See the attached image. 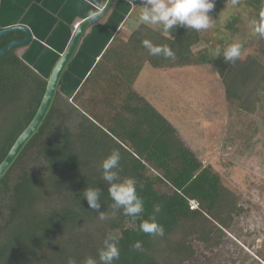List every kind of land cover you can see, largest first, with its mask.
<instances>
[{
    "label": "trees",
    "instance_id": "trees-1",
    "mask_svg": "<svg viewBox=\"0 0 264 264\" xmlns=\"http://www.w3.org/2000/svg\"><path fill=\"white\" fill-rule=\"evenodd\" d=\"M215 0L209 13L214 17ZM259 20L264 0H244ZM237 20V18H234ZM230 30L233 25H226ZM22 32L0 36V48L23 38ZM167 45L175 59L152 56L142 41ZM205 41L202 31L177 25L171 37L140 22L126 38L115 36L86 79L88 90L69 101L57 92L38 132L28 141L0 179V264H84L107 236L116 237L119 259L113 264H185L195 255L194 243L205 251L217 248L236 216L244 212L239 196L222 181L211 164H203L171 122L133 85L144 67L161 74L197 64H210L220 77L224 100L239 111L254 113L264 96V37L253 53L225 63L228 44L211 43L195 55L192 47ZM207 42V43H208ZM221 55H213L215 49ZM17 46L0 56V162L33 117L46 79L17 54ZM88 93V97L83 96ZM75 117V124L68 122ZM113 150L121 154V179L134 178L144 201L139 218L114 210L102 179L101 162ZM42 159L28 171V163ZM118 182V181H114ZM166 188L161 191L160 187ZM101 190L99 212L89 207L83 191ZM195 203V206L191 205ZM161 211L156 221L163 236L141 231L140 224ZM140 241L142 247L133 245Z\"/></svg>",
    "mask_w": 264,
    "mask_h": 264
},
{
    "label": "rangeland",
    "instance_id": "rangeland-1",
    "mask_svg": "<svg viewBox=\"0 0 264 264\" xmlns=\"http://www.w3.org/2000/svg\"><path fill=\"white\" fill-rule=\"evenodd\" d=\"M39 1L0 0V28L6 27L1 22L4 18L3 3L7 4V7H19L22 4L25 8H30ZM41 3H44V0ZM88 4L91 5V2ZM104 5H101L99 10ZM133 6L131 17L126 22V27L129 28L139 23L140 0H136ZM63 14L66 15L64 11ZM58 18L60 17L57 16ZM253 20L258 18L244 0H226L217 5L214 17L210 20L211 27L201 30L202 37L206 40L192 47L194 54L197 56L201 51H210L209 42L213 44L220 40L228 45L240 43V57L253 53L256 38L259 36L253 29ZM61 21L68 27L64 35V43L67 45L79 21L74 23L67 18H61ZM228 22L233 25L234 30L226 26ZM176 26L169 30L170 34ZM129 33L130 30H125L119 35L126 38ZM33 34L31 31L32 39L22 48L20 57L46 79L64 50L47 45L50 54L53 52L57 56L56 60L49 61L47 58L42 62L47 64V67L38 69L33 61L41 63L40 56L45 50V43L43 46ZM71 62L73 63L74 59ZM149 71L151 72H144L143 81L138 80L144 85L138 86V82H134V87L137 85L136 89L140 93L147 94L149 101L171 122L186 143L198 154L203 164L212 165L220 174L223 183L238 194V203L244 208V212L236 216L230 227L225 230L222 242L217 248L205 251L195 242V255L185 264H264V96L258 102L255 112L248 113L239 111L225 102L220 77L210 64L179 68L174 81L164 74H157L155 70L154 73L150 68ZM72 80L68 68L61 79L58 92L69 101L77 93L75 89L80 83L74 86L76 81L72 83ZM90 83L86 80L81 87L82 92L90 87ZM88 93L83 96L88 97ZM68 122L73 126L75 117L72 115ZM41 161V158L31 160L28 163V171L39 169ZM160 190L166 191V188L161 186ZM191 205L195 206V203L191 202Z\"/></svg>",
    "mask_w": 264,
    "mask_h": 264
},
{
    "label": "clouds",
    "instance_id": "clouds-1",
    "mask_svg": "<svg viewBox=\"0 0 264 264\" xmlns=\"http://www.w3.org/2000/svg\"><path fill=\"white\" fill-rule=\"evenodd\" d=\"M132 5L136 0H129ZM215 0H140L139 22L147 26H155L157 30L170 34V29L176 25L186 28H192L197 31L206 30L211 27V16L209 13L213 10ZM254 31L264 37V11L259 13V20H253ZM143 46L152 56L163 55L166 58L175 59V53L167 45H154L150 40L142 41ZM214 56L221 55V49L217 47L213 53ZM241 55V44L232 43L222 51L225 63L233 64ZM121 154L118 150H113L101 162L102 179L109 185L108 192L113 200L112 208L114 210L123 209L125 215L139 218L144 212V201L137 194L136 181L134 178L121 179L119 169ZM118 181V182H114ZM89 207L99 212V219H108L105 212L99 211L101 207L99 188L87 187L83 191ZM161 211L159 204L154 205L153 214L148 220L140 224V229L146 234L153 236H163L164 227L156 221V213ZM134 248L140 249L142 244L137 241ZM100 264H113L119 259L120 250L116 237L107 236L103 241V247L98 251ZM68 264H76V261L69 259ZM84 264H97L92 257H87Z\"/></svg>",
    "mask_w": 264,
    "mask_h": 264
},
{
    "label": "crops",
    "instance_id": "crops-1",
    "mask_svg": "<svg viewBox=\"0 0 264 264\" xmlns=\"http://www.w3.org/2000/svg\"><path fill=\"white\" fill-rule=\"evenodd\" d=\"M41 1L42 0H40L37 5L32 4L30 8H25L22 6V4L19 7L16 5H13V7H7L8 5L3 3L4 18L1 19V22L4 23L3 26L6 27L15 25L17 23L26 25L30 31L34 33L33 36L36 37L43 46L45 43V50L40 56L41 63L35 60L33 61L35 67H38V69L40 67H47V64L44 65L42 63L45 61V59L49 58V61L52 59L56 60L57 56L54 55L53 52L50 54V49L47 45H49V47L58 48L57 50H64L68 45L64 43V35L66 28L68 27L62 23L61 18H67L68 21H74V23L81 21L83 18L97 11L101 5L106 4L107 0H44V3H41ZM90 2L91 5L88 4ZM133 10L134 6H131L129 0H111V5L107 13L100 19L96 20L85 30L84 35L80 40L79 47L75 52L76 56H73L74 62H71L69 68L71 77L73 79L72 83L76 81L74 86L78 81L81 80L77 86L78 89H75L76 92L82 89L81 87L84 86L86 79L93 72L95 64L99 61L102 53L109 46L112 39L115 36L121 37L119 34H123L125 30H130L131 32V27H126V22L131 17ZM63 11L66 13V15H62ZM5 15L8 17H5ZM21 15L24 17L22 18ZM57 16L60 18L57 19ZM8 18L10 20H14L9 21ZM19 18L21 21H18ZM171 35H173V33L167 34V36ZM27 45L17 48L16 52L19 56L21 55L22 48L26 47ZM145 69H147L146 72H151L149 71V67H144L142 70L143 73L141 71V74L136 79L135 84H137L139 79L140 81H143L142 78L145 75ZM150 69L153 70L152 68ZM76 71L78 73H76ZM153 72L156 73L154 70ZM157 74L161 75L160 72ZM157 74L156 76H158ZM163 74L166 75L168 79L173 81L177 78V70L175 72L169 70ZM139 82L138 86L144 85L140 84ZM136 86L135 88H137ZM143 94H145V96L147 95L145 92Z\"/></svg>",
    "mask_w": 264,
    "mask_h": 264
},
{
    "label": "water",
    "instance_id": "water-1",
    "mask_svg": "<svg viewBox=\"0 0 264 264\" xmlns=\"http://www.w3.org/2000/svg\"><path fill=\"white\" fill-rule=\"evenodd\" d=\"M110 5H111V0H108L105 6L101 10H98L93 14L83 18L77 24L68 45L61 53L59 58L56 60L48 77L46 78L45 89L33 117L26 125V127L16 137V139L10 146L9 150L7 151L6 155L0 162V179L10 168V166L14 163L15 159L22 151L24 146L28 143V141L38 132L41 124L43 123L45 117L47 116L53 104L55 95L59 90L61 79L65 73V70L70 68L69 66L71 65V61L73 59V56L75 55V52L79 47L80 40L83 37L85 30L96 20L103 17L107 13ZM12 32H22L24 36L21 39H14L7 42L3 47L0 48V56L6 50L10 49L13 46H17V47L25 46L31 41V36H32L31 31L24 24H15L0 28V36Z\"/></svg>",
    "mask_w": 264,
    "mask_h": 264
},
{
    "label": "flooded vegetation",
    "instance_id": "flooded-vegetation-1",
    "mask_svg": "<svg viewBox=\"0 0 264 264\" xmlns=\"http://www.w3.org/2000/svg\"><path fill=\"white\" fill-rule=\"evenodd\" d=\"M105 6V5H104ZM104 6H102V8L104 7ZM102 8H100V9H102ZM99 9H97V11H98ZM31 39H32V36H31Z\"/></svg>",
    "mask_w": 264,
    "mask_h": 264
}]
</instances>
